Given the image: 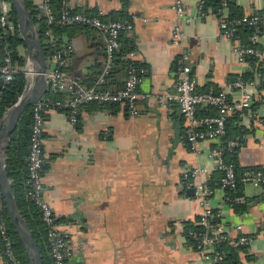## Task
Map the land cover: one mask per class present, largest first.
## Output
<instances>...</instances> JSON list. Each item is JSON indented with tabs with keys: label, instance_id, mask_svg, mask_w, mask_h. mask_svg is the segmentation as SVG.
<instances>
[{
	"label": "crops",
	"instance_id": "obj_1",
	"mask_svg": "<svg viewBox=\"0 0 264 264\" xmlns=\"http://www.w3.org/2000/svg\"><path fill=\"white\" fill-rule=\"evenodd\" d=\"M182 1L191 22L185 25L180 48L172 44L174 0H66L73 12L106 21L132 19L133 30L123 31L120 42L133 52L128 59L143 70L137 116H131L125 104L81 105L77 123L64 110L45 113L44 195L61 227L74 238L72 264H213L187 233L191 225H200L202 206L195 186L206 184L216 188L210 200L215 224L232 239L251 238L237 248L239 263L264 264V184H244L249 199L245 208L224 203V191L217 188L221 173L212 157L217 142L204 140L192 149L179 102L163 107L157 97L176 92L183 49L190 55L201 93L228 90L232 81L257 70V65L262 67L254 72V81L264 84V60L255 65L241 62L234 46L243 40L220 34L217 9L204 8L207 14L202 16V0ZM229 2V15L233 10L264 16V0ZM39 4L43 0H31L35 19L44 17ZM53 34L57 42L74 46L67 72L79 85L91 86L106 64L108 36L79 24ZM259 44L264 51V24ZM18 51L25 59L22 70L29 64L26 44ZM114 67L111 90L125 84L127 63ZM252 91L251 107L232 122L241 133L237 160L242 167L264 168V87L259 84ZM230 99L238 101V92H231ZM213 112L215 108L204 104L197 117ZM193 168L204 172L194 179V188H188L183 174ZM0 264H5L1 253Z\"/></svg>",
	"mask_w": 264,
	"mask_h": 264
},
{
	"label": "built area",
	"instance_id": "obj_2",
	"mask_svg": "<svg viewBox=\"0 0 264 264\" xmlns=\"http://www.w3.org/2000/svg\"><path fill=\"white\" fill-rule=\"evenodd\" d=\"M204 0L200 5L202 16L207 14L204 10ZM229 0H220L217 14L219 16L220 34L228 39H236L242 27L253 29L251 35V45L241 42L235 44L234 49L241 62L253 57L259 61L264 60V51L259 46V41L263 31L264 16L260 14L252 16L230 17L228 14ZM46 13L47 29L44 34V47H50L47 54L52 67L48 66L46 72L48 92L33 105V117L30 134V145L28 155V189L27 198L32 201L41 213L42 220L46 226L47 237L50 247V256L53 264H72L75 247L74 238L69 230L63 229L57 219L54 209L44 195V143H45V113L48 110H64L70 115L72 123H77L81 105L88 103L97 104H125L131 116H137L138 100L141 98L139 87L142 81L143 70L138 68L134 61L130 60L127 65L128 77L125 84L111 90L106 87V82L114 67V60L117 51L121 46L120 35L123 31H132L134 24L131 20H104L99 15L91 16L79 12H73L68 8L66 0L62 2V9L57 17L50 6V0H43ZM173 8L177 14V23L172 32V44L180 48L184 45L186 38L185 25L191 22V18L185 13L182 0H174ZM12 6L9 0H0V78L3 82H10L18 67L12 61V44L6 39L7 35H14L18 32V23L12 19ZM40 20V17H36ZM59 23L62 25L79 24L99 29L108 36L105 44L107 61L100 75L91 86L79 85L67 72L68 63L74 52V46L70 43L61 44L54 38L51 25ZM133 54L129 53V57ZM48 60V61H49ZM133 62V63H132ZM26 77L31 76L29 65L22 69ZM179 82L176 92L169 94H159L157 97L163 107H167L169 101H178L181 112L187 121L186 135L192 149H196L199 142L204 140H214L217 142L213 150L212 157L217 162V168L221 172V177L217 188L224 191L223 202L230 205L248 204L249 199L246 194L232 196L229 190H234L237 185V174L234 162L226 160V153L234 156L238 153L241 143L237 139L227 137L228 118L236 112L244 115L251 107L254 94L252 88L259 86V82L254 80H244L238 78L232 81L228 90L216 93H201L197 91V82L192 72L190 55L186 50H182L178 58ZM231 92H238L239 100L230 99ZM51 93V96L47 94ZM62 93L61 97L54 95ZM209 105L217 110L213 116L198 119L197 111L201 105ZM202 123L203 127H198ZM204 172V169L193 168L186 170L183 174L184 185L194 188V179ZM243 181L250 182L254 186L264 184V169H248L244 172ZM1 188V187H0ZM196 194L202 206V213L199 217V224L203 231L190 229L188 236L196 241V249L204 259L213 264H241L230 263L225 259V251L219 249V244L228 243L235 248L247 246L251 238L241 235L236 239L230 238L223 229L213 224L214 211L211 206V197L216 188L209 185L195 186ZM0 253L5 264H25L16 255L14 249V239L8 228V215L2 191L0 189Z\"/></svg>",
	"mask_w": 264,
	"mask_h": 264
},
{
	"label": "trees",
	"instance_id": "obj_3",
	"mask_svg": "<svg viewBox=\"0 0 264 264\" xmlns=\"http://www.w3.org/2000/svg\"><path fill=\"white\" fill-rule=\"evenodd\" d=\"M204 1H205L204 2L205 8L213 7V9H217L219 7L220 0H204ZM62 2L63 0H50V6L52 8V11L57 17L59 16L61 9L63 7ZM27 3L31 7V0H27ZM233 6L234 5L231 4V8ZM232 12L230 11V17L242 16L241 13H236V12L232 13ZM11 16H12V19L15 22H17L16 13L13 7L11 11ZM127 20H131V19H127ZM46 21H47V18L45 16L42 17L40 20L36 21V24H38V29H39V32L42 38H44V34L47 29ZM66 26L67 25L54 23L51 25V28L55 34H58L59 30L64 29ZM252 33H253V29H251L250 27H242L238 33V36L242 38L243 44L251 45L252 44V41H251ZM6 39L12 44L13 64L16 67H18V69L23 67L25 65V59L24 57L20 55L18 51V46L20 44H24V40L20 37L19 32L14 33L12 37L10 35H7ZM45 50H46V54H48L50 51V47L45 48ZM129 53H130V48H128L125 43L124 44L122 43L121 47L116 53L115 60H114V66L119 65L121 63H125V62L128 65V63H130V60L128 59ZM1 57H2V53L0 52V59ZM247 60L250 61L251 65H255L257 63V59L253 57H249L247 58ZM134 64L139 68V66L135 62ZM257 66H258L257 70H260V68L262 67L261 65H257ZM257 70L253 72L251 71L250 73L243 75L242 79L247 80V81L254 80L256 78L255 73ZM112 78H113V73L111 72L106 82L107 88L109 87V84ZM26 83H27L26 74L21 69L15 72L13 79L8 83L3 82L2 79L0 78V119L3 117L4 113L19 100L20 96L25 90ZM259 84L260 86L264 87V84L262 83H259ZM47 95L51 96L52 94L48 93ZM61 96H63L62 93L54 95V97H61ZM90 104H97V103H90ZM110 104L116 105L117 103H110ZM216 113H217V110L215 109V112L211 113V115L209 116H213ZM32 117H33V105H31L26 110V112L22 115L19 121L18 127L16 128V130L13 132L11 136V142H10V146H9L8 154H7V172L11 180L12 190L16 197L18 206L23 216L27 220L31 230L33 231L36 241L39 244V247L41 249V252L44 258V264H53L52 258L50 256V247H49V241L47 237V230L42 220L41 213L39 209L37 208V206L32 201H30L26 196V192L29 187L28 182H27L28 180V155H29ZM241 117H242L241 113L236 112L233 115H231L227 121V137L237 139L240 143H242L241 139H239L241 133H239L240 131H238L236 125L233 128L232 122L233 121L237 122L238 120H240ZM237 154L234 156H230L226 153V160L234 162L235 168H236V174H237L236 188L234 190L228 191V193L231 194L232 196L238 195V194H244L243 186L246 182L243 181V176L246 170L256 169V168L261 169V167H242L240 166L237 160ZM220 177L221 175L219 176L217 180V186H218ZM209 186L213 187L212 185H209ZM234 206L245 208L247 204H235ZM212 222L213 224H215L214 220H212ZM8 228L14 239V249H15V253L17 257L23 263L29 264L25 251L18 241V238L14 232L13 226L9 218H8ZM190 229H193L196 231L204 230V228L200 225H191L190 227H188L187 231ZM189 238L193 241L196 247V241L192 239L191 237ZM0 242H1V239H0ZM218 247L219 249H222L225 251V259L227 260V262H230V263L240 262L239 257H238L237 248L233 247L232 245L228 243H221L219 244Z\"/></svg>",
	"mask_w": 264,
	"mask_h": 264
},
{
	"label": "water",
	"instance_id": "obj_4",
	"mask_svg": "<svg viewBox=\"0 0 264 264\" xmlns=\"http://www.w3.org/2000/svg\"><path fill=\"white\" fill-rule=\"evenodd\" d=\"M9 1L16 13L19 35L24 40L28 49V65L32 74L27 78L25 90L19 100L10 107L0 119V187L4 197L8 218L13 226L19 243L25 251L29 264H44V258L39 244L27 220L23 216L13 193L11 180L7 172V154L11 136L18 127L22 115L31 105L37 103L48 92L46 76L48 70V57L35 17L27 0ZM38 6L43 16H46L44 5L39 4ZM10 36L12 37L11 34ZM114 70L115 67H113L112 73H114ZM123 75V77L127 79L128 70H126ZM116 89L117 88L114 90ZM262 186L263 184L259 185V187ZM193 192L194 189L189 190V193Z\"/></svg>",
	"mask_w": 264,
	"mask_h": 264
}]
</instances>
